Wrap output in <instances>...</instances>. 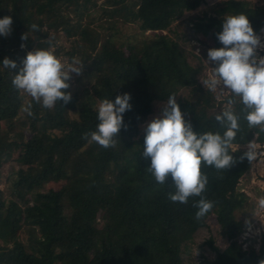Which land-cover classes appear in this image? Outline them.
<instances>
[{"label": "trees", "instance_id": "trees-1", "mask_svg": "<svg viewBox=\"0 0 264 264\" xmlns=\"http://www.w3.org/2000/svg\"><path fill=\"white\" fill-rule=\"evenodd\" d=\"M102 1L0 0V19L13 20L11 33L0 35V183L7 160L15 156L17 163L6 177L9 197L0 186V264H191L185 252L201 230H210L212 219L226 245H216L212 235L205 239L214 251L207 264H260L264 243L258 249L243 246L240 235L247 223L238 212L250 203L239 189L251 166L246 144L254 139L264 142V132L248 127L238 98L233 108L240 130L229 150L236 162L221 171L202 165L209 181L203 196L214 202L203 219L196 220L198 209L193 206L201 197L173 203L171 178L157 184L146 171L150 158L142 155L146 133H140V121L171 95H176L195 132L226 131L215 117L227 107L230 94L214 113L215 96L201 82L205 65L191 52L198 59L193 62L170 34L176 19L205 0ZM90 7L107 16L99 26L136 23L140 36L118 43L91 18L83 20ZM241 13L256 33L264 27V8L250 0H220L193 24L202 41L211 39L209 49L220 48L217 34L224 17ZM32 24L40 31L31 30ZM60 32L71 40L69 60L78 57L83 76L94 74V81L81 97L73 88L79 77L72 73L67 89L71 101H61L53 109L32 101L34 115L29 116L22 107L31 97L14 88L12 80L27 54L50 47L49 37L55 44ZM61 49H54L56 56ZM6 57L16 61L17 68H4ZM183 88L190 94L182 95ZM124 93L131 94L132 108L124 114L126 127L116 145L105 149L89 143L83 134L95 131L99 123L96 103L115 101ZM51 181L57 186L43 189Z\"/></svg>", "mask_w": 264, "mask_h": 264}, {"label": "clouds", "instance_id": "clouds-1", "mask_svg": "<svg viewBox=\"0 0 264 264\" xmlns=\"http://www.w3.org/2000/svg\"><path fill=\"white\" fill-rule=\"evenodd\" d=\"M12 24L10 16L0 19V35L8 36ZM31 30L40 31V28L32 24ZM217 36L223 47L209 49L206 62L216 66L211 67V72L201 82L209 91L219 89L230 94L227 107L215 117L226 131L223 135L211 131L195 132L191 122L185 120L176 95H171L161 116L147 124L142 153L143 158L151 160L146 171L157 184L164 185L171 178L175 192L169 193V199L173 203L187 204L190 197H201L193 205L198 209L195 214L198 221L214 207V202L203 196L209 181L202 172V165L221 171L228 170L236 162L229 150L233 148V141L240 130L239 116L233 108L237 98L243 105L248 127L264 132V56L258 55L257 51L262 47L261 38L243 13L226 15L222 31ZM27 38V34L22 37L24 40ZM53 40V37L48 38L50 47L29 52L22 61L23 67L12 80L14 88L31 97V101H25L22 107L29 116L34 115L32 101L44 109H53L61 101L69 103L72 94L67 89L71 74L80 75L84 70V64L78 59L65 63L57 57ZM3 67L15 69L17 62L6 57ZM131 98L130 93H124L115 101L103 99L97 107L99 123L96 130L84 133L83 138L105 149L114 147L121 129L126 127L124 114L132 108ZM245 155L250 162L256 160L255 141L249 143ZM260 211H264V197H260L256 205L255 212ZM252 215L256 218L255 214ZM260 264H264V260Z\"/></svg>", "mask_w": 264, "mask_h": 264}, {"label": "rangeland", "instance_id": "rangeland-1", "mask_svg": "<svg viewBox=\"0 0 264 264\" xmlns=\"http://www.w3.org/2000/svg\"><path fill=\"white\" fill-rule=\"evenodd\" d=\"M220 0H205L198 8L192 11L185 12L182 16L176 19L172 23V30L170 34H172L175 38L177 37L179 43L183 48L188 51L189 57L193 60V62H198V59L191 57L193 52L195 55L200 57V60L205 65L204 74L201 76V79H204L211 72V67H215V64H208L206 62L208 60V45L211 39H207V42L201 40V35L196 31L194 26V21L199 16H202L205 12H211L213 7ZM252 3L259 5L264 8V0H250ZM102 0H99V3H102ZM102 11L97 8H88L83 14V20L87 21L88 18H91L92 24L98 26L100 29H104L106 33L113 34L116 41L118 43L125 42L127 40H131L135 38V36H140V30L136 23H122L121 21L117 22L110 28V25L107 23L103 24V27L99 26L103 21L104 17L101 16ZM75 16V15H74ZM174 30V31H173ZM146 33H149V31ZM261 38L262 47L259 48L258 55L264 56V27L261 29L259 33H256ZM55 48L61 46V51L57 55V57L61 58V60L65 63H71L69 60L68 54H66L67 50L70 49L71 40L67 39L62 32H60L59 36L55 40ZM54 48V49H55ZM75 59H78L76 57ZM74 76H78L79 80L75 79L73 82V88L78 91L81 97H84L87 89L94 81V74L77 75L73 73ZM74 80V77L72 78ZM77 80V81H76ZM228 92L217 90L213 92L216 100L215 108L213 109L214 113H218L220 109L226 104L222 102ZM182 95H189L190 89L183 88L181 91ZM96 105H99L97 102ZM166 103H156L155 111L142 119L140 121V133H145V128L149 122L153 119L161 116V113L164 109ZM6 122L3 123L5 126ZM256 144V152L257 158L253 162H251V166L249 171L240 179L239 189L244 191L249 196V204L245 206L238 212V217L242 219L245 223L246 221H251L250 224H246L243 228V231L240 235V241L242 242L245 248H248L249 245H253L256 249H258L261 243H264V211H260L256 213V205L258 199L260 197H264V142H259L254 139ZM251 141V142H252ZM250 143V142H249ZM249 143L246 144L249 147ZM17 163L15 161V156L9 158L6 162L5 167L2 171V180L0 183L1 188L3 189V194L6 197H9L8 188L6 185V177L14 171ZM57 186V182L51 181L48 182L43 189L55 187ZM252 214L256 215V218L253 217ZM210 230L205 231L201 230L200 233L194 238V240L190 243V247L185 252V258L187 263L191 264H207L210 259L214 257V251L210 248L208 244H205L204 241L209 236H213L214 242L219 247L223 248L226 245V240L222 237L220 232V227L218 223L215 222L214 219L209 221ZM27 233L23 230L21 231V238L23 241L26 240Z\"/></svg>", "mask_w": 264, "mask_h": 264}]
</instances>
